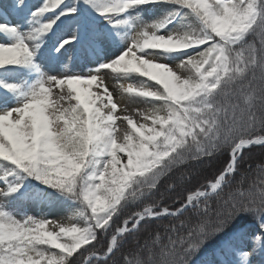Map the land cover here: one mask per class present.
I'll list each match as a JSON object with an SVG mask.
<instances>
[{
    "label": "snow or ice",
    "instance_id": "snow-or-ice-1",
    "mask_svg": "<svg viewBox=\"0 0 264 264\" xmlns=\"http://www.w3.org/2000/svg\"><path fill=\"white\" fill-rule=\"evenodd\" d=\"M0 264H264V0L0 2Z\"/></svg>",
    "mask_w": 264,
    "mask_h": 264
},
{
    "label": "rangeland",
    "instance_id": "rangeland-1",
    "mask_svg": "<svg viewBox=\"0 0 264 264\" xmlns=\"http://www.w3.org/2000/svg\"><path fill=\"white\" fill-rule=\"evenodd\" d=\"M0 2H7V0H0ZM109 86H110V90H112V86L116 83L115 81L109 80L108 81ZM114 97L120 101L121 103V107H124V105L126 103H128V98L124 97L123 99H121L120 95L118 94V92H114ZM68 215L67 212L65 211H56L52 214L51 219L54 220H64V218ZM66 222V221H65Z\"/></svg>",
    "mask_w": 264,
    "mask_h": 264
},
{
    "label": "trees",
    "instance_id": "trees-1",
    "mask_svg": "<svg viewBox=\"0 0 264 264\" xmlns=\"http://www.w3.org/2000/svg\"><path fill=\"white\" fill-rule=\"evenodd\" d=\"M260 154H261V150H260L259 148H255V149H253V153H252V155H253L254 157H257V158H258V157L260 156ZM226 158H227L226 155H225V157H222V158H221V163H223V161L226 160ZM215 167H218V165L215 166ZM215 167H214V168H206L205 171H204V175H206L208 178H211L212 175H213V172H214V170H215Z\"/></svg>",
    "mask_w": 264,
    "mask_h": 264
}]
</instances>
